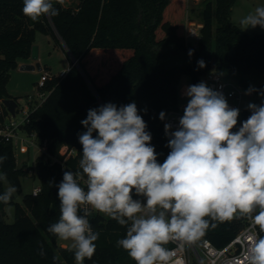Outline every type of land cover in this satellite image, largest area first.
Listing matches in <instances>:
<instances>
[{"label": "trees", "instance_id": "16d2710c", "mask_svg": "<svg viewBox=\"0 0 264 264\" xmlns=\"http://www.w3.org/2000/svg\"><path fill=\"white\" fill-rule=\"evenodd\" d=\"M235 2L203 1V27L193 45L186 40L177 17L188 9L187 0H63L62 4L54 3L59 15L43 16L38 22L23 15L22 0H0V101L12 97L7 83L19 62L30 58L38 32L61 40L77 60L64 78L51 77L45 82L46 99L30 111V122L22 127L44 147L35 163L41 191L26 194L21 202L10 200L16 219L0 222V264H75L74 252L59 246L47 228L60 216L55 185L62 181L64 170L78 169L82 152L78 136L86 131L81 121L89 109L109 102L118 107L135 102L162 163L170 149L159 114L178 107L184 74L197 84L215 69L239 77L246 89L264 90L263 83L254 84L264 80V33H246L232 22ZM200 60L205 67L198 66ZM5 113L9 115L6 108ZM250 114L244 108L240 122ZM0 155L7 157L0 172L21 192L20 177L33 172L34 167H18L12 142L1 138ZM2 183L0 193L5 191ZM4 205L0 202L3 217ZM246 220L220 223L200 240L209 239L222 248ZM90 223L99 232V239L94 256L84 264H135L117 246V240L126 235L125 227L96 211ZM40 245L46 253L43 256ZM56 255L58 261L53 260Z\"/></svg>", "mask_w": 264, "mask_h": 264}, {"label": "clouds", "instance_id": "9594fccd", "mask_svg": "<svg viewBox=\"0 0 264 264\" xmlns=\"http://www.w3.org/2000/svg\"><path fill=\"white\" fill-rule=\"evenodd\" d=\"M22 2L23 15L38 22L59 15L54 3L63 0ZM239 24L241 30L264 29V6L255 7ZM198 66L206 65L200 60ZM253 92L264 97V90L254 87L245 94ZM183 94L188 101L178 129L164 125L170 151L162 163L135 102L119 107L106 103L89 109L81 121L86 131L78 136V169L64 170L55 185L60 216L47 228L59 240L71 241L75 264H84L96 252L99 232L90 223V209L126 228L117 246L135 264H184L176 258L178 250L234 218H247L264 233V100L249 102L251 114L239 122L240 109L206 82L187 86ZM159 118L165 120L166 113L161 111ZM6 159L0 155V164ZM0 181L7 183L6 173L0 172ZM16 191L9 185L0 202L8 204ZM247 241V264H264V235ZM45 254L40 245V255Z\"/></svg>", "mask_w": 264, "mask_h": 264}, {"label": "rangeland", "instance_id": "374dc122", "mask_svg": "<svg viewBox=\"0 0 264 264\" xmlns=\"http://www.w3.org/2000/svg\"><path fill=\"white\" fill-rule=\"evenodd\" d=\"M203 1L204 0H187L188 9L184 8L177 17L182 24L183 33H186L189 20V8L191 9L192 20L196 23H201L203 19ZM257 6H264V0H236L232 12L231 18L232 22L240 27L239 21L242 17L247 15L249 12L253 11ZM241 28V27H240ZM246 33H264V29L257 26L256 28H248L244 30ZM193 45L197 44V40H192ZM39 50V63H41V69L35 70H23L21 65L13 70L11 77L7 83L8 93L17 96L19 99V107L14 118L21 122V119L24 117V112L28 109V97L35 96L41 92H44L43 89L39 88V82L41 80L44 72L49 76H57L61 71L68 69L71 65H77L76 59L72 60L64 43H60L51 35L41 32L37 33L36 44ZM65 47V48H64ZM231 78L239 79V77L231 76ZM263 83L262 81H257L254 84ZM192 84L191 76L189 74H184L181 77L179 90L185 88L186 86ZM264 100V97H261L258 93L253 92L251 95H245L243 109L247 108L249 102L260 104ZM39 101V100H38ZM29 133L23 129L18 130V137L13 140L12 145L15 151L16 163L17 166L22 168L23 166L34 167L33 173L28 175H23L20 177V182L22 186L21 192L13 194L12 199L14 202H21L23 197L26 194L32 193L34 187H39L41 184L40 178L38 177L37 171L35 169V163L37 158L42 155V147L35 143H30L32 139ZM3 188H6L11 185L7 180V183L3 182ZM4 220L7 223H13L15 218V205L11 202L5 204L3 207ZM104 215V214H103ZM105 216V215H104ZM107 217V216H105ZM57 244L62 247L71 248V241H61L57 238Z\"/></svg>", "mask_w": 264, "mask_h": 264}, {"label": "built area", "instance_id": "2783aa9c", "mask_svg": "<svg viewBox=\"0 0 264 264\" xmlns=\"http://www.w3.org/2000/svg\"><path fill=\"white\" fill-rule=\"evenodd\" d=\"M189 20L190 21L188 22L185 38L190 42L192 40L198 41L200 39L199 32L201 31L203 24L196 23L191 19ZM71 66L68 69L61 71L57 76L52 77H57L59 79L64 78L70 70ZM49 78H51V76L44 72L39 82L40 89L44 87L45 82ZM201 81L206 82L209 87H212L215 90L222 91L229 105L231 107L240 109V122L241 113L243 111L244 97L247 91V89L240 83V81L238 79L221 74L215 69L201 77L198 83H200ZM183 93L184 90L180 92L181 101H179L180 103L178 107L175 109H170L166 112V118L162 121L164 134L165 123L171 124L173 131L177 130L179 127L178 120L180 117H182L184 107L186 106L188 101V98ZM45 97H47V93L45 92H41L37 95L39 101L35 96L30 95L28 97V109L24 112V117L23 119H21V122H18L10 113L9 115H6L5 106L3 105L2 101H0V138L5 142H13V140L18 137V130L20 128L22 129L24 125L30 122V111H34L35 109H37L44 102V100L46 99ZM31 135L35 136L34 134ZM166 137L168 138V136ZM30 143L35 142L30 141ZM41 147V149L44 150V147ZM81 183L83 184V182ZM40 191L41 186L35 187L32 193L34 195H37ZM90 211L91 213L94 212V210L91 209ZM256 234L262 233H259L258 226H254L252 221L247 219L245 226L231 242H228L226 246L219 248L215 246L209 239H202L192 244L191 246H186L183 251L178 250L176 258L183 259L184 264H247V260L244 256L248 243L247 237ZM170 248H177V245L172 244Z\"/></svg>", "mask_w": 264, "mask_h": 264}, {"label": "water", "instance_id": "95a60500", "mask_svg": "<svg viewBox=\"0 0 264 264\" xmlns=\"http://www.w3.org/2000/svg\"><path fill=\"white\" fill-rule=\"evenodd\" d=\"M30 58L35 61V63H27V64H23L21 66V69L23 70H35V69H41V63H39V50H38V46L34 45L32 47V51H31V56ZM77 62V60H76ZM3 105L5 106V108L8 110V112L12 115L15 116L16 115V110L19 106L18 101L14 98V97H10V98H5L2 100ZM4 221V217L2 215L1 212V206H0V222Z\"/></svg>", "mask_w": 264, "mask_h": 264}, {"label": "crops", "instance_id": "0c3cea01", "mask_svg": "<svg viewBox=\"0 0 264 264\" xmlns=\"http://www.w3.org/2000/svg\"><path fill=\"white\" fill-rule=\"evenodd\" d=\"M189 13H190V15H189V19H191L192 17H191V9L189 8ZM58 43H60V45H61V40H59V41H57ZM66 47V46H65ZM64 47V48H65ZM66 50L68 51V49L66 48ZM68 53H69V55L71 56V58H72V60H74L75 58L71 55V53L68 51ZM27 63H35V61H33L31 58H29V59H27V60H21L20 62H19V65H23V64H27ZM187 87V86H186ZM186 87L185 88H183L182 90H181V92L183 91V90H185L186 89ZM10 94V93H9ZM12 97H17V96H14V95H12V94H10ZM18 103H19V101H18ZM19 107V106H18ZM32 137V139L30 140V141H34L35 142V144H38V145H40V143H39V141H38V139L36 138V136H31ZM41 146V145H40ZM31 173H33V172H31ZM35 188V187H34Z\"/></svg>", "mask_w": 264, "mask_h": 264}]
</instances>
